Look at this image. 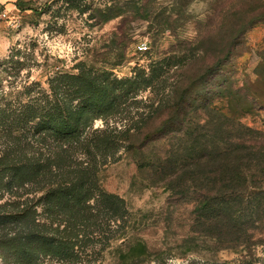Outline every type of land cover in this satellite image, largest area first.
I'll return each mask as SVG.
<instances>
[{
  "label": "rangeland",
  "instance_id": "obj_1",
  "mask_svg": "<svg viewBox=\"0 0 264 264\" xmlns=\"http://www.w3.org/2000/svg\"><path fill=\"white\" fill-rule=\"evenodd\" d=\"M132 1L0 0V106L51 97L49 84L55 73L76 74L83 67L102 80L106 74L115 89L116 100H111L117 109L98 118L93 129L141 132L135 142L137 149L128 152L124 143L115 145L111 163L87 161L85 155L77 153V161H65L67 173L61 175L55 170L61 161H40L48 167L45 177L53 179L55 186L77 178L76 167L85 164L97 169L91 176L100 191L122 201L127 222L114 223L107 215V203L94 198L86 202L84 210L76 200L69 205L61 200L63 212L42 203L28 218H35L38 230L53 239L48 245L63 253L44 254L47 248L43 241L29 240L26 247L35 253L34 259L29 256V264H264V223L255 232L252 246L222 247L202 234L193 221L195 197L187 194L188 189L173 195L149 168L171 147L172 140L162 135L163 121L174 104L176 85L198 56L193 51L194 40L200 34L224 35L225 28L208 26L211 18L216 25H228L233 23L231 14L235 11L264 13V0H142L139 14L132 12ZM146 11L150 20L143 19ZM216 11L221 15L213 17ZM252 21L218 80L223 96L230 83L234 91L241 90L239 96L246 99L243 105L248 109L238 114L242 123L264 131V16ZM165 22L171 24L166 27ZM188 42L191 44H185ZM143 44L148 50L140 53L138 48ZM29 86L32 91L26 89ZM202 89L191 90L189 101ZM249 95L259 100L253 104ZM30 131L0 127V207L7 211L22 209L25 201L34 203L33 198L38 200L44 194L35 179L15 184L12 178L16 173L4 170L22 164L25 169L17 178H24L31 176L30 166L37 163L7 161L3 159L7 154L14 158L26 153L24 156L30 158L35 153L38 157L41 149L47 157L51 155L47 145L52 142L39 137L33 146ZM146 134L149 138L154 135L152 142L144 141ZM179 139L173 140L176 147ZM15 140L26 148L14 149ZM245 193L244 219L251 216L258 191ZM20 231L37 230L7 224L0 228V237H13ZM5 250L9 253L0 254V264H16L24 256L16 247L1 248L0 253Z\"/></svg>",
  "mask_w": 264,
  "mask_h": 264
},
{
  "label": "trees",
  "instance_id": "obj_2",
  "mask_svg": "<svg viewBox=\"0 0 264 264\" xmlns=\"http://www.w3.org/2000/svg\"><path fill=\"white\" fill-rule=\"evenodd\" d=\"M132 2V12L135 10V14H139L143 11L142 0ZM256 12L247 15L235 11L231 14L234 21L228 25H216L215 18H211L208 26L219 30L225 28L224 35L207 37L200 34L194 40L193 51L198 56L187 66V76L184 72V76L176 85L174 104L163 121L162 135L173 143V140L179 139L176 137L182 134V139H179L181 143L177 147L171 143L170 149L163 157L157 163L149 165L173 195H180L181 189L184 192L189 190L186 191L187 194L190 192L189 194L195 197L193 221L202 234L218 241L222 247L245 244L250 246L255 232L260 229L259 225L264 223V131L242 123L238 114L248 109L243 105L246 99L239 96L241 90L234 91L230 83L223 96L224 92L220 91L218 80L223 74L222 68L234 57L239 42L252 20L264 16V13ZM144 14L143 19L150 20L151 16L147 11ZM215 15L213 17L221 15V11H216ZM168 24L171 23H163L166 27ZM185 44L190 45L191 42ZM207 44L210 46L207 47ZM194 69L196 72L191 73ZM103 77L102 80L92 74L90 69L83 67H80L76 74L60 71L55 73L49 84L52 96L55 95L56 98H31L25 103L20 101L0 106V127L22 129L29 133L33 130V146L39 137L52 142L47 145V152L51 153L49 157L38 149V157L32 153L33 155L27 158L24 153L14 158L7 154L3 158L7 161H37L35 165L30 166L31 176L24 178H17L25 169L22 164H12L4 170L16 173L12 178L15 184L24 185L35 179L37 186L44 189V194L38 200L33 198L34 203L25 201L22 209L7 211L0 207V228L7 224H23L25 228L37 230L20 231L13 237H0V250L7 247L22 250L25 257L18 258L16 264H29V256L31 259L35 258L33 249L26 247L25 242L29 240L43 241L47 248L44 254L63 253L60 248L52 249L48 242L53 239L38 230L35 218H28L30 214L35 213L36 206L42 203L46 206L52 205L59 212H63L61 200L65 199L68 205L76 200L75 204H79L80 209L84 210L88 208L86 202L94 198L102 204L107 203V215L114 219V223L115 220H119L121 224L127 222L121 211L122 201L100 191L95 178L91 176V172L97 169L85 167V164L80 168L76 167L77 178L63 180L55 186L53 179L45 177L48 167L40 163L61 161L63 164H58L55 170L62 175L67 173L65 161H77V153L85 155L84 159L87 161L111 163L116 152L115 145L119 142L125 144L128 152L138 148L135 142L141 135L140 131L126 133L127 131H117L116 128L109 127L93 129V123L98 118L109 116L117 109V104L111 100L115 99V89L109 79L106 80V74H103ZM31 87L26 89L32 91ZM198 87H203L202 91L189 101L191 90ZM249 98L253 104L259 100L250 95ZM261 103L264 109V103ZM29 123L31 128L27 129ZM144 136L145 142H152L154 135H150V138L149 134ZM16 141L18 140H15L14 149L16 146L20 150L26 148ZM4 170L1 168V171ZM10 185L11 183L8 184ZM249 190H257L258 193L255 194L253 209L250 210L251 216L244 219L241 217L244 205L242 196ZM66 244L68 245V242ZM64 249H67L66 246ZM8 253L5 250L0 254L6 256Z\"/></svg>",
  "mask_w": 264,
  "mask_h": 264
},
{
  "label": "built area",
  "instance_id": "obj_3",
  "mask_svg": "<svg viewBox=\"0 0 264 264\" xmlns=\"http://www.w3.org/2000/svg\"><path fill=\"white\" fill-rule=\"evenodd\" d=\"M138 49H139L140 53H144V52H146L148 50V46L143 44V45L139 46Z\"/></svg>",
  "mask_w": 264,
  "mask_h": 264
}]
</instances>
